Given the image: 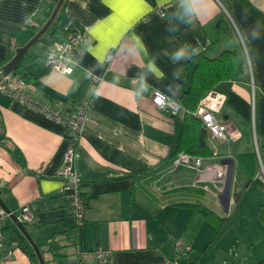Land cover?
<instances>
[{
  "label": "crops",
  "instance_id": "1",
  "mask_svg": "<svg viewBox=\"0 0 264 264\" xmlns=\"http://www.w3.org/2000/svg\"><path fill=\"white\" fill-rule=\"evenodd\" d=\"M57 1L0 0V68L43 26ZM189 3L63 0L47 32L21 59V71L29 80L27 93L42 103L72 115L87 103L81 134L0 90V196L16 213L31 208L34 220L23 224L46 264H79L80 253L97 247L111 252L109 264H163L179 240L191 256H182L181 264H251L254 242L248 239L257 242L259 228L247 229L245 241L244 223L231 211L240 213L252 185L264 186V0H214V11L199 18L188 13ZM70 31H87L93 40L76 50L72 72L63 74L45 63L44 52ZM181 48L187 49L185 58L174 60ZM226 50L236 65L231 77L214 84L226 95L216 117L241 137L221 142L207 134L213 154L204 164L227 167L221 160H233L227 209L218 198L225 180L211 181L214 171L201 179L197 170L170 162L182 120L149 99L157 88L181 100L204 57ZM109 51L114 58L107 66ZM69 142L76 145L85 204L78 225L69 211L70 194L60 189L65 179L54 174ZM260 196L252 202L258 204ZM192 203L212 209L224 223L216 227ZM4 232L1 252L13 251L8 264H34L9 216Z\"/></svg>",
  "mask_w": 264,
  "mask_h": 264
},
{
  "label": "built area",
  "instance_id": "2",
  "mask_svg": "<svg viewBox=\"0 0 264 264\" xmlns=\"http://www.w3.org/2000/svg\"><path fill=\"white\" fill-rule=\"evenodd\" d=\"M161 16L165 15L163 9L159 10ZM92 37L87 31L77 32L70 31L61 41H51L45 49V63L54 71L70 74L72 72V64L75 63V52L80 46L88 45L92 42ZM114 58V52L109 51L105 57L107 66L110 65ZM108 68V67H107ZM98 78L93 77L94 85L97 84ZM27 83L18 76L3 75L0 71V90L12 95L14 98L25 104L27 107L39 112L47 118L55 120L65 126L75 130L81 134L85 124V112L87 103L84 102L75 115L55 109L52 106L42 103L32 98L26 91ZM149 99L152 104L159 110L166 111L170 114H176L183 111L180 100L175 99L165 92L152 88L149 92ZM226 101V95L215 88L209 90L204 97L200 99L194 112L197 115L208 135L212 139L221 142L236 141L241 137V132L233 125L227 122H221L216 114L222 109ZM76 145L75 142H69L65 147L60 163L55 168L54 174L61 176L65 182L61 186V190L68 192L70 195L69 211L75 224H81L84 216V204L81 197L80 183L81 176L75 168ZM173 166H186L197 170L198 177L204 179L209 171H214L211 181L222 182L225 180L226 169L221 164H204V158L201 156H193L187 152L180 151L172 159ZM264 172V167L261 166ZM205 174V175H204ZM197 182V181H195ZM206 187V186H205ZM9 214L0 205V264H8L12 259V250L8 249L1 252L3 242L5 240V222ZM17 218L23 223H30L34 220V214L28 205L21 208L17 214ZM175 255L166 258L163 264H181L180 258L184 256L189 246L183 244L180 240L174 244ZM79 264H109L111 261V252L101 247H97L78 255Z\"/></svg>",
  "mask_w": 264,
  "mask_h": 264
},
{
  "label": "trees",
  "instance_id": "3",
  "mask_svg": "<svg viewBox=\"0 0 264 264\" xmlns=\"http://www.w3.org/2000/svg\"><path fill=\"white\" fill-rule=\"evenodd\" d=\"M21 65L22 61L18 63V65L9 74V76H18L27 83L29 82V80L26 77V73H23L21 71ZM198 65L199 64H197V66ZM235 65L236 62L234 53L226 50L217 58L211 59L204 57L200 66L197 67L198 69L196 70V73L192 77L188 87L184 90L182 99L180 100L183 111L173 114L174 116L181 117L182 129L177 142V146L170 156L171 163L173 157L177 154V152L180 151L187 152L193 156H201L203 158L210 155L212 156L213 151L205 140L208 132L203 127L200 118L195 115L194 112L200 99L204 97L209 90L213 89V87L215 86L214 84L217 81H219L220 79L231 77L235 70ZM247 155L250 157H254V160H257L255 153L250 152ZM80 193L82 197V191ZM192 206L197 208L204 215V217L216 227L219 228L224 223V218L217 215L216 212H214L207 206L200 203H192ZM262 219H264L263 216ZM20 246L32 259L34 264H39L33 248L30 246L28 241H25V238L20 242ZM253 264H264V259L257 260Z\"/></svg>",
  "mask_w": 264,
  "mask_h": 264
},
{
  "label": "water",
  "instance_id": "4",
  "mask_svg": "<svg viewBox=\"0 0 264 264\" xmlns=\"http://www.w3.org/2000/svg\"><path fill=\"white\" fill-rule=\"evenodd\" d=\"M62 3H63V0H58L52 13L50 14L46 22L43 24V26H41V28L34 34V36L28 42L16 48L15 55L6 64H4L0 68V71H2L3 75H7L10 72H12L14 68L18 65V63L21 61V59L24 57L27 50L35 42H37V40L40 37H42L47 32V30L53 23ZM221 163L225 164L227 166V169H226L224 185H223L222 191L218 195V198L223 208L227 209L229 202H230V190H231V185H232V174H233V160L230 158H223L221 160ZM0 194H1V191H0ZM0 205L9 214V217L11 218V220L16 224V226L19 228L23 236L28 240V242L32 246L35 254L38 257L39 264H46L39 246L28 234L23 222H21L17 218V213L15 211L10 210V208L2 200L1 196H0Z\"/></svg>",
  "mask_w": 264,
  "mask_h": 264
},
{
  "label": "rangeland",
  "instance_id": "5",
  "mask_svg": "<svg viewBox=\"0 0 264 264\" xmlns=\"http://www.w3.org/2000/svg\"><path fill=\"white\" fill-rule=\"evenodd\" d=\"M241 184H242V182L237 181V185L239 187H241L240 186ZM239 187H237V189H239V192L241 193V188H239ZM250 190L251 191H249V193H246V195L244 196V199L242 200V205L240 207L241 208L240 213L235 214L234 209H233L231 211L232 212L231 216H233L232 217L233 219L238 220V221L240 220L244 223L243 238L245 239V241L247 239V234H246L247 229L250 232L256 226L259 228L258 241L255 242V238H252V240L250 238L248 239V240L254 242L253 245H249V247L251 246V249L253 248V250H252V252L249 251V256H248L250 258L249 262H251V264H253L257 260L264 259V219H262V216L264 217V186H261L259 183H255L254 185H252ZM252 194H255L256 197L258 194H260L261 195L260 199H262V200L260 202H258V204H257V202L255 204V201L254 202H252V201L255 200L256 197L252 196ZM252 205H254L255 207ZM236 215H238V216L236 217ZM254 232H255V229H254ZM248 244H249V241H248ZM185 255L183 258H185V257L189 258V256H190L189 254L186 256ZM206 260L207 259L204 258L202 263L206 262ZM249 262H247V263H249Z\"/></svg>",
  "mask_w": 264,
  "mask_h": 264
},
{
  "label": "clouds",
  "instance_id": "6",
  "mask_svg": "<svg viewBox=\"0 0 264 264\" xmlns=\"http://www.w3.org/2000/svg\"><path fill=\"white\" fill-rule=\"evenodd\" d=\"M201 7L199 9L195 8V5L197 3V0H190L189 3V8H188V13L191 14L195 12L196 18H199L201 15L205 14L207 11H214V8L212 5L214 4V0H199ZM253 38L256 39L257 36L255 33H253ZM186 48H181L178 52H176L173 55L174 60H180L181 58H185L186 56ZM199 49H192V54L195 55L197 54Z\"/></svg>",
  "mask_w": 264,
  "mask_h": 264
}]
</instances>
